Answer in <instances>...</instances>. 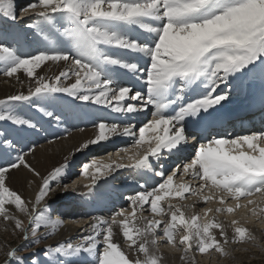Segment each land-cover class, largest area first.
Here are the masks:
<instances>
[{"label": "snow or ice", "instance_id": "6c2138e0", "mask_svg": "<svg viewBox=\"0 0 264 264\" xmlns=\"http://www.w3.org/2000/svg\"><path fill=\"white\" fill-rule=\"evenodd\" d=\"M25 15L33 21L21 24ZM11 30L42 46L20 54ZM257 72L264 79V0H0V74L28 85L0 99V221L27 242L0 245L3 264H168L177 254L179 264H219L264 253V231L246 226L264 222V127L218 128ZM260 111L264 124V99ZM71 119L93 136L41 175L32 138ZM121 142L71 178L76 154ZM21 170L39 180L32 197L9 184ZM123 170L144 180L127 205L87 212ZM69 224L75 241L35 251Z\"/></svg>", "mask_w": 264, "mask_h": 264}, {"label": "bare ground", "instance_id": "6f19581e", "mask_svg": "<svg viewBox=\"0 0 264 264\" xmlns=\"http://www.w3.org/2000/svg\"><path fill=\"white\" fill-rule=\"evenodd\" d=\"M16 3L17 5H19L20 1L16 0ZM28 17L29 16H24L20 20V23L23 24L25 21L31 22L30 18H32V16H30L29 18ZM20 37H22V39ZM24 39L25 41H23ZM7 43L13 44L14 46H16L18 48V51L22 55L34 52L37 47L42 46L40 44L35 43L34 38L32 36H29V38H25L24 36H22V34H19L17 32L13 33L12 31H10V35L7 37ZM22 45H23V51L21 50ZM44 71H45L44 68H41L39 70L40 74H44ZM48 74L51 75L52 73L49 72ZM1 75L2 74H0V99H4L8 95L17 94L20 91H26L27 86H28L27 82H25L22 86L20 83L16 82L14 77L8 78V77H4L3 75L2 76ZM19 75L22 80L26 81V77H24L23 73H20ZM249 81H246V84H247V87L245 88L246 91L252 87H255V86L259 87L260 85L264 84V79L260 77L258 72L254 76H250ZM29 114L31 115V113ZM77 126L84 127L87 130L81 133L77 130ZM255 130H259V129H255ZM69 132L71 133L70 136H68ZM93 134H94V130L92 128V125L87 120L71 119L66 124L62 125L59 128L50 129L49 133L42 134L39 138L33 137L32 139L34 140L38 139V143L36 144L35 156L28 157V160L32 164V166L35 167L41 173V175H46L48 172H50L55 167H58L63 162L64 155H66L69 150L73 149L78 141L92 137ZM62 135L68 136V139L66 140L59 139V137ZM45 136H47V139L54 140L55 143L52 145H49L47 143V139H45ZM125 146H127L126 142H121L116 145L110 144L107 148H104V149H101L97 146L91 151L90 154H83V156L84 155L87 156L86 161H84V163L88 162V160H90L93 157H104L107 155V153L115 152L119 147H125ZM81 157H82V154L80 153L76 154V156L73 158L74 164ZM71 171H72L71 177H73L74 180L77 179L80 170L76 172L77 170L73 171V168H72ZM26 172H27L26 170H21L19 172H14V174L16 173L18 175H23ZM115 176H116V179L113 180L109 186V195L106 199V202L103 204H98V205H94L91 207H87L86 208L87 212L94 214V215H99L98 212L101 211L103 213H101L100 215L107 216L109 212L111 211V207H108V205L112 203V200H116L115 197L118 196L119 193H121L123 189H126V191L128 190V193H125V194L123 193V195L125 196L128 194H132L136 189L139 188V185L144 183V180L138 177L134 173L133 170H123L122 172L115 173ZM28 178L34 179L30 173H28ZM38 184H39V180H37L35 184H32L33 186H31L32 188H30V185H28L27 183H23L22 188H21V193L25 195L26 197H32L37 191ZM119 185H122V187H120ZM147 186L149 188L152 186L151 180L148 181ZM121 198H122L121 200L122 203H120L119 205L115 207L116 210L127 205V201L123 198V196ZM192 202L193 201L191 199L185 201V203H189V204ZM115 205L116 204H114L113 206ZM211 206L215 207V205H211ZM199 207L200 205H198V208ZM113 209L114 208H112V210ZM240 214L243 215V213H240ZM68 218L79 219V216L78 215L70 216ZM223 218L224 217H221V219ZM228 218L230 219L231 217H228ZM246 226L253 228L256 231L257 235H259L261 231H264V228L262 229V227H264V222H259V223L252 222ZM78 231L79 229L77 228V226L69 224V225H66L64 228H62L57 236L61 238L62 240H66L70 238L73 241H75L78 237ZM199 258L203 261L202 263L204 264H206L207 261L208 263L214 262V260H211L208 258H201V257ZM168 264H179L178 254H177V259L175 260V262H173L172 259L169 258Z\"/></svg>", "mask_w": 264, "mask_h": 264}, {"label": "rangeland", "instance_id": "374dc122", "mask_svg": "<svg viewBox=\"0 0 264 264\" xmlns=\"http://www.w3.org/2000/svg\"><path fill=\"white\" fill-rule=\"evenodd\" d=\"M19 1H20L19 5H26L27 3L31 2V0H19ZM25 16L30 17L31 15H25ZM32 19H33V17L30 18L31 22L33 21ZM31 22H29V23H31ZM11 31L13 33L16 32V30H11ZM9 35H10V32H9L8 36ZM20 38L22 39V37H20ZM27 38H29V37H27ZM23 41H25V39ZM21 50L23 51V45L21 47ZM86 158H87V156H85V155L83 156V154H82V157L79 158L75 162V164L73 166V171L77 170L76 172H78V170H80L79 165L81 163H84V161H86ZM71 178H73V177H71ZM29 180H32V179L28 178L27 172L23 175H18L16 173L15 174L13 173L11 180L9 181V184L14 190H17L18 192L21 193L22 184L27 183V181H29ZM73 180H74V178H73ZM115 182H117V181H115ZM27 184L30 185V188H32L31 187V186H33L32 184H29V183H27ZM123 193H128V190L126 191V189H123L121 191V193H119V195L117 194L119 197L116 196L115 197L116 200H112V203L111 204L109 203L110 205H108V207L115 208L117 205L122 203V201H121L122 198L120 197V195H123ZM114 204H116V205L113 207ZM86 211H87V209H86ZM99 212H101V211H99ZM5 227H6L5 224L2 221H0V245L9 244V245L14 246V247L15 246H21L22 247L23 244L27 243L25 241H22L18 235L17 236L12 235V229H11L10 225L7 226V231H5ZM263 228L264 227H262V229ZM41 231L43 232V230H41ZM56 240H62V239L59 238L58 236L50 238L48 241L42 242L39 246H37L35 251L38 253H42L43 249L46 247V244H48V243L54 244L56 242ZM21 254L24 255L25 257L32 255L31 252H21ZM197 259L200 261V264H204V263H202L203 261L199 257ZM0 264H3V256L2 255H0ZM206 264H216V262L214 261V262L208 263V261H207ZM219 264H264V253H261L259 251H255V250L248 252V253L238 252V253H235L234 259L223 260V261L219 262Z\"/></svg>", "mask_w": 264, "mask_h": 264}]
</instances>
